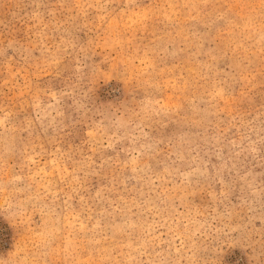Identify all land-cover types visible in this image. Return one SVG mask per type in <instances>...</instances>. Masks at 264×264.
Listing matches in <instances>:
<instances>
[{
  "label": "rangeland",
  "instance_id": "1",
  "mask_svg": "<svg viewBox=\"0 0 264 264\" xmlns=\"http://www.w3.org/2000/svg\"><path fill=\"white\" fill-rule=\"evenodd\" d=\"M0 264H264V0H0Z\"/></svg>",
  "mask_w": 264,
  "mask_h": 264
}]
</instances>
